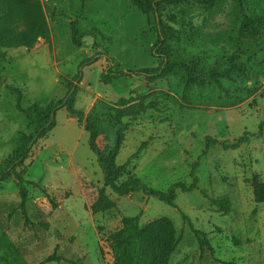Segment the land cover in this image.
I'll return each mask as SVG.
<instances>
[{
  "label": "rangeland",
  "instance_id": "1",
  "mask_svg": "<svg viewBox=\"0 0 264 264\" xmlns=\"http://www.w3.org/2000/svg\"><path fill=\"white\" fill-rule=\"evenodd\" d=\"M41 2L51 43L41 40L33 49L0 54V165L16 150L19 135L31 131L24 110L62 102L75 85L76 110L85 117L95 110L102 114L98 145L107 154L116 144V121L129 125L119 165L148 142L130 166L146 188L167 193L178 183L190 185L199 162V190L178 191L169 206L143 192L120 197L106 189L115 208L94 216L91 206L105 177L84 122L62 107L55 128L31 156L26 180L39 188L28 187L26 215L18 184L9 180L0 187V264H46L56 251L61 261L48 264H114L110 239L127 217H139L143 226L158 219L173 223L180 244L171 264H264V203L255 202L252 184L255 176L264 183V28L259 39L240 36L244 15H264V0H217L212 8L186 0L161 6L150 20L129 0ZM160 22L178 30L175 48L158 44ZM166 49L240 57L253 75L244 84L252 96L226 108L210 96L185 99L176 77L148 80L134 74L164 66ZM108 73L120 77L107 85L101 77ZM12 88L22 92L20 108ZM143 100L152 107L131 117L130 108ZM246 133L250 145L204 153L207 137L234 143ZM224 197L232 206L227 215L212 205ZM196 233L207 236L210 250L202 249Z\"/></svg>",
  "mask_w": 264,
  "mask_h": 264
},
{
  "label": "trees",
  "instance_id": "2",
  "mask_svg": "<svg viewBox=\"0 0 264 264\" xmlns=\"http://www.w3.org/2000/svg\"><path fill=\"white\" fill-rule=\"evenodd\" d=\"M131 5L144 17L150 20L156 17L161 6H170L186 0H129ZM202 7L212 8L217 0H194ZM264 28V15L245 14L240 36L259 39ZM78 31L73 33L74 41H77ZM41 40L49 44L52 40V32L48 23L44 6L41 0H0V54L3 50H18L21 48L33 49ZM158 44H166L175 48L180 42L178 30H174L160 22L157 33ZM79 44V43H76ZM164 53V66L155 69L138 70L135 75H144L148 80L176 77L183 86L182 95L185 99L190 97L206 98L210 96L221 107H234L252 96L244 84L253 80L251 70L238 56L227 58L220 54H172ZM120 74H103L101 79L105 84H111L118 80ZM11 91L18 96V108L23 101L22 92L12 88ZM77 88L75 85L68 87L67 97L62 102L52 101L47 108H42L40 103H34L24 110V115L31 128L30 133L19 135L16 150L0 165V187L9 180H14L19 187L21 198L20 210L26 215L29 202V186L39 188L37 184L26 180L33 152L40 141L46 139L55 128V116L59 109L66 108L67 113L84 122V129L89 134V147L96 155L98 164L104 174V188L100 191L97 200L91 206L94 216L105 214L115 208V203L107 196L106 189H111L120 197H131L137 193H145L148 197H154L160 202L174 206L177 200V192L190 193L199 190V177L197 170L200 163H196L191 171L192 183H178L171 187L167 193L157 192L146 188L136 174L130 172V166L144 150L148 142L142 144L136 154L126 163L119 165L117 158L120 145L128 131V124L119 119L117 124L116 144L107 154L99 145V125L102 120L100 111L95 110L86 117L83 112L76 110ZM152 106L146 104V100L130 108V116L137 118L147 112ZM113 110L108 109V115H113ZM264 123L261 124V133ZM251 136L246 133L240 140L230 143L221 142L215 138L207 137L205 140L207 153L211 148L220 147L225 152L237 151L250 145ZM253 190L255 202L264 203V183L260 177L253 178ZM218 213L227 215L232 211L228 198H218L212 202ZM122 229L110 239V245L115 253L114 264H171V258L176 253L180 239L173 223L168 219H158L146 226L140 224L139 217H127L122 221ZM202 249H211L206 235L196 233ZM57 251L53 257L45 263L60 262Z\"/></svg>",
  "mask_w": 264,
  "mask_h": 264
},
{
  "label": "water",
  "instance_id": "3",
  "mask_svg": "<svg viewBox=\"0 0 264 264\" xmlns=\"http://www.w3.org/2000/svg\"><path fill=\"white\" fill-rule=\"evenodd\" d=\"M74 120H75V117H74Z\"/></svg>",
  "mask_w": 264,
  "mask_h": 264
}]
</instances>
